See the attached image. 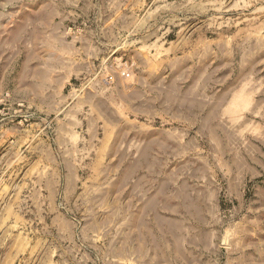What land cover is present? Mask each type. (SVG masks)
<instances>
[{
    "label": "rangeland",
    "instance_id": "1",
    "mask_svg": "<svg viewBox=\"0 0 264 264\" xmlns=\"http://www.w3.org/2000/svg\"><path fill=\"white\" fill-rule=\"evenodd\" d=\"M0 264H264V0H0Z\"/></svg>",
    "mask_w": 264,
    "mask_h": 264
}]
</instances>
